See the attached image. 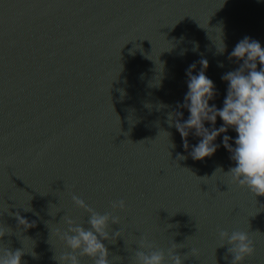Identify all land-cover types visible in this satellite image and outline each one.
Here are the masks:
<instances>
[{"label": "water", "instance_id": "95a60500", "mask_svg": "<svg viewBox=\"0 0 264 264\" xmlns=\"http://www.w3.org/2000/svg\"><path fill=\"white\" fill-rule=\"evenodd\" d=\"M245 36L264 48V0H0V248L22 249L21 264H59L62 217L88 226L76 195L119 217L108 230L121 236L102 241L109 264H135L141 237L164 264L172 243L188 254L182 264H230L218 230L248 233L255 252L243 264H264V196L224 174L235 164L222 138L234 147L235 131L194 161L200 138L190 132L185 150L168 123L176 111L188 118L178 105L201 59L209 105L223 106L221 77L242 63L228 56ZM119 200L123 211L111 207Z\"/></svg>", "mask_w": 264, "mask_h": 264}, {"label": "clouds", "instance_id": "9594fccd", "mask_svg": "<svg viewBox=\"0 0 264 264\" xmlns=\"http://www.w3.org/2000/svg\"><path fill=\"white\" fill-rule=\"evenodd\" d=\"M225 50L226 46L223 43L218 52L223 54ZM228 59L242 63L236 70L229 71L221 77L222 81L227 83L223 106L218 109L215 104L209 105V101L216 95L215 86L205 75L208 61L201 59L198 61L200 71L196 75L192 73L197 62L186 70L187 92L183 105H178L187 109L188 118L181 123L179 118L182 113L176 111L168 114V123L170 127L174 125L180 134L185 150L189 148L187 137L190 132L200 138L189 153L194 161L211 157L220 146L214 143L216 138L227 133L229 128L233 129L236 133L235 146L229 143L232 138L228 135H223L222 144L230 153V159L235 166L230 167L224 174L230 177L232 183L247 188L254 197L264 196V48L258 41L245 36L235 45ZM218 67H223V64L218 62ZM217 117L223 122L219 128L214 127ZM205 122L213 127H205ZM177 159L182 160L186 157L178 154ZM217 171L222 169L217 168ZM72 202L77 208L88 213L86 222L88 226L77 224L73 219L63 216L66 229L63 231L56 229V235L69 251L61 254L58 259L54 258L59 264H80V258L83 257L89 258L92 264H109V252L102 241L115 242L116 237L121 236L120 231L110 236L108 230L110 223L119 224V217L108 212L104 214L96 212L76 195L72 196ZM111 207L113 210L123 211L125 201H114ZM16 219L25 229L34 226L19 214H16ZM5 234L0 231V238ZM218 237L228 245L227 253L232 257L230 264H243L245 258L255 252L253 241L244 231L229 233L226 230H218ZM177 246L178 244L172 243L168 250L167 255L171 264H182V261L188 258V254L182 259L181 255L175 252ZM224 246L225 244L221 243L220 247ZM190 253L191 256H197L198 250L193 248ZM23 255L25 252L22 249L13 251L7 247L0 248V264H21ZM31 255L33 258L36 256L34 252ZM134 257L135 264L165 262L164 251L153 250V245L146 237H141Z\"/></svg>", "mask_w": 264, "mask_h": 264}]
</instances>
